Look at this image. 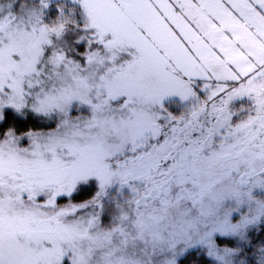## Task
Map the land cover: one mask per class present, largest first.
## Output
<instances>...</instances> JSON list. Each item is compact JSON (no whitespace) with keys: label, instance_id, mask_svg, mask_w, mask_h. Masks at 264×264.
I'll use <instances>...</instances> for the list:
<instances>
[{"label":"clouds","instance_id":"1","mask_svg":"<svg viewBox=\"0 0 264 264\" xmlns=\"http://www.w3.org/2000/svg\"><path fill=\"white\" fill-rule=\"evenodd\" d=\"M264 264V0H0V264Z\"/></svg>","mask_w":264,"mask_h":264},{"label":"trees","instance_id":"2","mask_svg":"<svg viewBox=\"0 0 264 264\" xmlns=\"http://www.w3.org/2000/svg\"><path fill=\"white\" fill-rule=\"evenodd\" d=\"M205 264H206V262H205Z\"/></svg>","mask_w":264,"mask_h":264}]
</instances>
